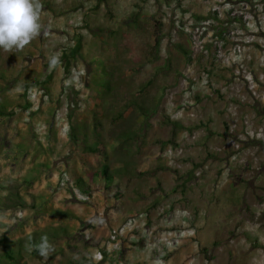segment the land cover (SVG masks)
Instances as JSON below:
<instances>
[{
	"label": "rangeland",
	"instance_id": "374dc122",
	"mask_svg": "<svg viewBox=\"0 0 264 264\" xmlns=\"http://www.w3.org/2000/svg\"><path fill=\"white\" fill-rule=\"evenodd\" d=\"M40 3L0 48V264H264V0ZM72 94L107 207L58 158Z\"/></svg>",
	"mask_w": 264,
	"mask_h": 264
},
{
	"label": "trees",
	"instance_id": "16d2710c",
	"mask_svg": "<svg viewBox=\"0 0 264 264\" xmlns=\"http://www.w3.org/2000/svg\"><path fill=\"white\" fill-rule=\"evenodd\" d=\"M103 1L104 0H97L96 6L98 7L100 2ZM154 44L158 45L159 40L155 39ZM80 52L81 41L77 40L75 45L70 49L69 55L64 53L61 57L60 61L64 64L66 69L69 68L72 61L77 59ZM92 85H95V83H92ZM71 97V110L68 113L69 145L65 152L58 156L59 161L62 162L65 165L66 170H68L67 182L70 185L75 187L80 193L88 196L94 194L100 196L102 205H104V207L110 206L108 205V191L112 182H115V176L108 172V165L105 163L107 158L105 145L97 139H95V142L93 143H88L86 141V135L79 131L76 124L73 123L75 117H72V115H75L77 112L75 108L77 106L76 98H78V96L72 94ZM4 112V110L0 109V114H3ZM71 167L73 170L71 169L70 171L69 168ZM30 244L38 248L37 243L32 242ZM35 250V252H38L37 249ZM12 254V249L5 248L4 257L9 262H14L15 260Z\"/></svg>",
	"mask_w": 264,
	"mask_h": 264
},
{
	"label": "clouds",
	"instance_id": "9594fccd",
	"mask_svg": "<svg viewBox=\"0 0 264 264\" xmlns=\"http://www.w3.org/2000/svg\"><path fill=\"white\" fill-rule=\"evenodd\" d=\"M41 7L40 0H0V48L22 49L28 45L41 31ZM56 63L53 56L49 66ZM38 249L42 255L52 251L46 241Z\"/></svg>",
	"mask_w": 264,
	"mask_h": 264
}]
</instances>
